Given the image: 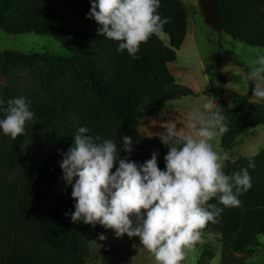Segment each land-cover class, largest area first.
<instances>
[{
	"label": "trees",
	"instance_id": "trees-1",
	"mask_svg": "<svg viewBox=\"0 0 264 264\" xmlns=\"http://www.w3.org/2000/svg\"><path fill=\"white\" fill-rule=\"evenodd\" d=\"M217 2L222 32L264 49V0ZM90 6V0H0L3 32L50 35L66 49V54L0 51V76L7 79L0 99L26 97L34 112L24 133L15 139L0 132V264H89V244L97 233L64 215L74 211V199L71 186L61 179L62 153L84 126L89 129L85 135L112 139L118 148L123 136L131 137V153L121 148V158L143 163L158 152V167L163 170L168 147L159 135L140 136L141 119L158 115L164 102L196 94L169 69L186 35L188 17L182 0H161L158 11L170 18L163 28L168 43L151 36L140 45L139 59L126 51L118 53V42L97 33L100 25L87 18ZM219 52L220 48L215 68L223 88ZM29 76L31 85L23 81ZM217 110L229 129L220 135L223 151L231 150L246 130L264 126V102L247 95L234 94L230 102L220 97ZM34 132L59 151L25 156L23 147ZM250 160L255 164L248 169L252 187L239 196L238 207L224 208L215 198L207 202L223 208L219 223L209 222L201 237V241L208 235L219 238L218 264H254L243 253L252 247L264 248V148L255 155L225 161L224 171L237 172L248 167ZM201 241L192 248L198 250ZM213 258L206 246L197 264H210Z\"/></svg>",
	"mask_w": 264,
	"mask_h": 264
},
{
	"label": "clouds",
	"instance_id": "clouds-1",
	"mask_svg": "<svg viewBox=\"0 0 264 264\" xmlns=\"http://www.w3.org/2000/svg\"><path fill=\"white\" fill-rule=\"evenodd\" d=\"M90 5L87 18L100 25L97 33L118 42L116 51H126L132 59H139L140 45L151 36L164 35L170 20L158 11L161 0H90ZM248 81L254 83L252 98L264 102V51L252 61ZM30 105L23 96L0 99V132L13 139L23 134L25 123L34 117ZM202 109L191 111L182 135L174 121L162 125L159 139L168 147L163 170L158 152L143 163L119 156L121 148L131 153V137L123 136L118 148L112 139L85 135L89 129L79 127L59 162L61 179L71 186L74 199V211L64 215L74 223H99L116 237H138L155 264H180L185 249L201 241L202 229L209 222L219 223L223 208L207 202L215 198L224 208L238 207L239 196L252 187L248 169L255 167L250 160L248 167L225 173L228 154L218 153L211 143L228 132L225 116L212 103ZM99 239L106 237L101 234Z\"/></svg>",
	"mask_w": 264,
	"mask_h": 264
},
{
	"label": "rangeland",
	"instance_id": "rangeland-1",
	"mask_svg": "<svg viewBox=\"0 0 264 264\" xmlns=\"http://www.w3.org/2000/svg\"><path fill=\"white\" fill-rule=\"evenodd\" d=\"M187 13V29L185 39L176 51V59L169 63V69L177 81L196 94L185 95L163 103V110L155 116L144 115L139 126L141 137L147 138L165 131L162 127L168 121L176 123L177 131L184 134L183 127L188 115L194 109H202L204 103H212L217 110L218 99L222 97L230 102L234 94L240 93L252 98L254 83L248 81V72L258 51L263 48L254 47L231 38L224 32L220 34L206 24L201 13L198 0H182ZM168 43V37L162 36ZM219 52L221 71L225 76V85L221 88L216 74V62ZM13 49L20 52H41L46 54H66L65 47L50 35L36 33L7 34L0 29V51ZM25 83L31 85L32 78L26 77ZM7 79L0 76V88L5 86ZM218 153H227L233 162L240 156H251L264 148V126L258 125L246 130L238 138L231 150H224L220 144V135L212 141ZM58 148L47 142L40 133H32L23 147L25 156L41 152L45 154L58 152ZM224 161V162H225ZM90 228L97 233L90 242L86 260L89 264H155L151 253L140 245L138 237L124 234L116 237L114 230L106 229L97 223ZM106 237L99 239L100 235ZM264 242V239L261 238ZM209 246L214 253L210 264H218L221 259V242L215 235L204 236L200 248L185 249V259L180 264H197L200 250ZM245 260L254 264H264V248L252 247L243 253Z\"/></svg>",
	"mask_w": 264,
	"mask_h": 264
},
{
	"label": "water",
	"instance_id": "water-1",
	"mask_svg": "<svg viewBox=\"0 0 264 264\" xmlns=\"http://www.w3.org/2000/svg\"><path fill=\"white\" fill-rule=\"evenodd\" d=\"M204 21L217 33L222 32L217 0H198Z\"/></svg>",
	"mask_w": 264,
	"mask_h": 264
}]
</instances>
